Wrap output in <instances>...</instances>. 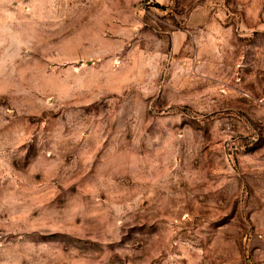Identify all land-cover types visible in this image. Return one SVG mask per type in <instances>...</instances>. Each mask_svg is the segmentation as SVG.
Here are the masks:
<instances>
[{"label": "rangeland", "instance_id": "rangeland-1", "mask_svg": "<svg viewBox=\"0 0 264 264\" xmlns=\"http://www.w3.org/2000/svg\"><path fill=\"white\" fill-rule=\"evenodd\" d=\"M0 264H264V0H0Z\"/></svg>", "mask_w": 264, "mask_h": 264}]
</instances>
